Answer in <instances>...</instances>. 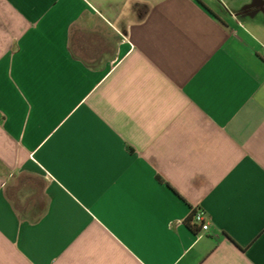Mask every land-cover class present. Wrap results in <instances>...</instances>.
Segmentation results:
<instances>
[{"label":"crops","instance_id":"0c3cea01","mask_svg":"<svg viewBox=\"0 0 264 264\" xmlns=\"http://www.w3.org/2000/svg\"><path fill=\"white\" fill-rule=\"evenodd\" d=\"M263 54L264 0H0V264H264Z\"/></svg>","mask_w":264,"mask_h":264},{"label":"built area","instance_id":"2783aa9c","mask_svg":"<svg viewBox=\"0 0 264 264\" xmlns=\"http://www.w3.org/2000/svg\"><path fill=\"white\" fill-rule=\"evenodd\" d=\"M262 59L264 61V54L262 55ZM192 222L195 225H200L202 230L208 229V224L204 221V212L201 209H196L193 211Z\"/></svg>","mask_w":264,"mask_h":264},{"label":"trees","instance_id":"16d2710c","mask_svg":"<svg viewBox=\"0 0 264 264\" xmlns=\"http://www.w3.org/2000/svg\"><path fill=\"white\" fill-rule=\"evenodd\" d=\"M191 220V218L189 217L188 219H187V223L190 225V221Z\"/></svg>","mask_w":264,"mask_h":264}]
</instances>
